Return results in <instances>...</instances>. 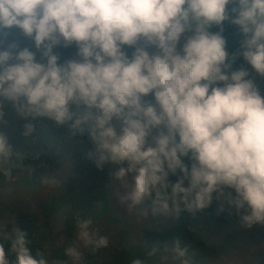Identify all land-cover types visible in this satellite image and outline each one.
<instances>
[{"label":"clouds","instance_id":"9594fccd","mask_svg":"<svg viewBox=\"0 0 264 264\" xmlns=\"http://www.w3.org/2000/svg\"><path fill=\"white\" fill-rule=\"evenodd\" d=\"M225 24L238 37L231 51ZM13 28L31 48L3 46ZM69 48L62 60L57 49ZM258 79L264 0H0V101L21 118L87 133L88 158L97 168L117 166L118 202L140 218L176 220L215 203L217 216H235L241 228L264 227ZM33 131L27 123L22 135ZM14 156L0 132V172L11 173ZM8 215L0 219V264H84L74 244L55 256L48 247L33 251L28 231ZM75 227L85 249L107 246L90 217ZM171 252L189 264L180 240Z\"/></svg>","mask_w":264,"mask_h":264},{"label":"trees","instance_id":"16d2710c","mask_svg":"<svg viewBox=\"0 0 264 264\" xmlns=\"http://www.w3.org/2000/svg\"><path fill=\"white\" fill-rule=\"evenodd\" d=\"M225 35L228 38L229 51L236 47L238 37L235 29L225 24ZM16 42L20 48L32 47L31 40L23 37L15 28L11 29L4 42V47L10 42ZM61 59H67L74 49H57ZM239 63V62H238ZM261 88L264 81H257ZM4 111V121L0 124V132L8 137L9 144L16 149L18 157L14 156L11 163L5 167L11 168L8 175L0 172V192L9 181L14 180V185L20 189H33L51 181L52 172L61 165L71 163V175L63 180V186L56 192L46 197H37L31 193L19 194L10 204L7 219L23 227L29 233L30 247L33 251L46 247V242H51L50 250L54 248L56 235L53 234V224L58 223L61 233L67 242H71L76 231L75 220L77 217H90L93 225L100 222L110 203L119 190L118 182L113 178L116 165L104 164L97 168L95 163L88 158L87 153L92 145L87 133L73 134L68 125L57 126L47 118L24 119L17 115L11 104L0 101ZM34 125L33 133L25 137L22 135L24 125ZM174 180V177H170ZM23 196H22V195ZM22 199V204L17 203ZM36 203L37 210L32 211ZM15 207L14 209H12ZM215 203L196 216L182 213L175 224L168 229L144 230L140 241L118 244L105 253L107 246L98 248L95 252L82 248L84 264H133L140 260L142 264H158L172 248L173 241L178 239L181 247H187L189 261L200 264L207 256L209 247L201 236L193 231L197 216H201L210 225L225 226L230 223L231 216L215 213ZM14 210V212H13ZM39 213V215H38ZM73 237V238H72ZM231 238L228 235V239ZM158 247L155 255H148L152 247ZM234 247V246H232ZM59 252H53L58 255ZM254 264H264V253L257 258Z\"/></svg>","mask_w":264,"mask_h":264},{"label":"rangeland","instance_id":"374dc122","mask_svg":"<svg viewBox=\"0 0 264 264\" xmlns=\"http://www.w3.org/2000/svg\"><path fill=\"white\" fill-rule=\"evenodd\" d=\"M262 86L264 88V82ZM70 165L71 163L61 165L58 170L52 172L51 181L30 190L20 189V191H17L18 187L13 184L15 179L9 181L7 186L0 192V219L5 218L6 214L9 213V207L13 203V199L19 198L18 193L26 195L33 192L32 194L37 197H46L50 193L61 189L64 178L71 175ZM116 187L120 192L119 194H122L124 189L121 187L120 182L116 183ZM38 202L39 200L35 202L32 211L37 210L36 203L38 204ZM17 203L22 204V199H19ZM197 217L199 219H196L193 231L198 233L209 247L207 256L202 262H199L200 264H254L257 258L264 253V227L241 228L235 216H231L230 223L222 227L210 225L201 216ZM100 220V222L93 225V228L98 230L99 235L108 238L109 242L105 253L110 252V249L118 244H126L130 241L139 242L144 230H164L175 224V220L165 219L164 217L153 218L148 216L147 218H140L129 214L126 207L118 202V195L112 200L110 199L108 210ZM52 230L53 234L56 235L53 252H60L62 247L69 244L76 245L80 251L84 247L83 242L78 238L77 229L71 242H67L58 223L53 224ZM228 235L231 238L228 239ZM46 243V247H51L50 241ZM158 264H181V259L176 258L170 250L160 259ZM189 264H193L192 260L189 261Z\"/></svg>","mask_w":264,"mask_h":264}]
</instances>
